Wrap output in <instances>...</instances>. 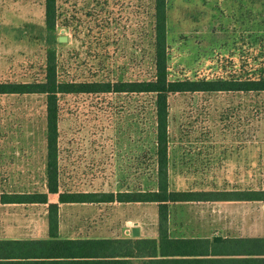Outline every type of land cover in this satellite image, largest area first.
<instances>
[{
	"label": "rangeland",
	"instance_id": "obj_1",
	"mask_svg": "<svg viewBox=\"0 0 264 264\" xmlns=\"http://www.w3.org/2000/svg\"><path fill=\"white\" fill-rule=\"evenodd\" d=\"M57 7L55 33L67 38L56 46L60 80L150 77L149 0H57ZM260 11L259 0H168L169 77L252 73L259 55ZM27 24L44 25L43 0H0V82L42 78L47 47L22 34ZM147 102L146 96L124 94L61 99L58 158L63 190L154 188ZM168 103L170 189L263 183V93L173 94ZM44 150L43 98L0 95V191L41 190ZM115 207L63 209L64 234L80 226L78 233L92 229L96 236H115L118 217L128 213ZM145 207L135 222L142 235L156 237V205ZM93 214L95 218L88 217ZM36 215L38 219L40 210ZM21 221L26 223L25 218ZM169 228L175 237L264 236V204H174Z\"/></svg>",
	"mask_w": 264,
	"mask_h": 264
},
{
	"label": "trees",
	"instance_id": "obj_2",
	"mask_svg": "<svg viewBox=\"0 0 264 264\" xmlns=\"http://www.w3.org/2000/svg\"><path fill=\"white\" fill-rule=\"evenodd\" d=\"M260 35L256 67L250 74L229 77L171 79L167 54L168 0H149V47L151 75L143 79L99 81L60 80L56 46L57 0H43L44 25H25L20 31L30 40L47 47L42 78L30 82H0V95H35L44 103V172L42 189L33 194H3L2 200L47 204L48 237L35 240H0V264H264V236L212 239L175 237L169 228L171 207L176 203L203 197L198 192L169 191V103L173 94L184 93H263L264 94V0H259ZM140 95L146 96V114L151 118L153 147L147 150L153 165L150 180L154 188L126 192H84L61 188L59 167V104L66 95ZM264 116V103H263ZM151 173H148L151 175ZM48 194L57 195V203H48ZM264 203V180L260 190L244 195ZM218 198H240L236 192L221 193ZM146 202L157 208V235L146 238L61 239L58 238L57 209L60 203Z\"/></svg>",
	"mask_w": 264,
	"mask_h": 264
},
{
	"label": "crops",
	"instance_id": "obj_3",
	"mask_svg": "<svg viewBox=\"0 0 264 264\" xmlns=\"http://www.w3.org/2000/svg\"><path fill=\"white\" fill-rule=\"evenodd\" d=\"M253 164V163H252ZM254 166L251 165V171ZM203 188H187V189H169V191H178V192H198L202 193L203 197L195 200H187V201H204V203H228V202H246V203H259L254 201H261L257 199L249 200V198H244V195H248L251 191L252 196L256 191L257 194L260 190V184L254 183H233V184H224L223 186L218 187L216 184L204 185ZM197 188V189H196ZM130 189L118 190V191H106L113 192L114 194L118 192H126ZM36 191V188H32L31 190H11V191H0V240H35V239H46L48 237V223H47V204H36L35 202L20 201V202H10L8 200H2L1 195L3 194H33ZM84 192H105V191H84ZM236 192L240 195V198L230 199V198H218L221 193L227 194V197L230 196L231 193ZM50 196H55L56 200L50 199ZM57 195L56 194H48V203H57ZM187 203H176V204H188ZM194 203V202H193ZM146 202H118V201H110V202H80V203H60L58 204L57 209V218H58V238L61 239H78V238H90V239H120L131 237V228L134 225H137L135 221H140L142 218V208L146 209ZM264 204V203H263ZM116 206L115 209H121L128 211L125 213L123 217H118V221H120V225L115 229L114 235L110 236H100L92 233V229H85L84 232L78 233L76 230H79L80 226L74 227V230H68L69 234H64L63 224H62V210H67L73 206ZM174 208V207H173ZM172 209V207H171ZM40 210V215H36V211ZM157 210V209H156ZM171 214V210H170ZM116 215V214H114ZM114 215L110 214L109 217H113ZM170 216V215H169ZM20 217V218H19ZM91 218H95V214L93 216H88ZM157 217V211H156ZM21 218L26 219V223L21 221ZM87 218V217H83ZM36 221L39 224L36 227ZM96 221V219L94 220ZM133 223V224H132ZM138 227V226H137ZM139 229V237L137 238H146V236L142 235L141 228ZM121 234H117V233ZM97 233V232H95ZM133 238V237H131Z\"/></svg>",
	"mask_w": 264,
	"mask_h": 264
},
{
	"label": "water",
	"instance_id": "obj_4",
	"mask_svg": "<svg viewBox=\"0 0 264 264\" xmlns=\"http://www.w3.org/2000/svg\"><path fill=\"white\" fill-rule=\"evenodd\" d=\"M66 40H67L66 37H63V36H59V37H58V41H59V42H65ZM131 237H133V238H137V237H139V229H138L137 225H134V226L131 228ZM221 239H222V238H221L220 236H215V237L212 238V241H213L214 243H218V242L221 241Z\"/></svg>",
	"mask_w": 264,
	"mask_h": 264
}]
</instances>
